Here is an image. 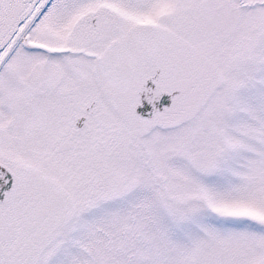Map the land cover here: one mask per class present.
<instances>
[{
    "label": "snow or ice",
    "instance_id": "snow-or-ice-1",
    "mask_svg": "<svg viewBox=\"0 0 264 264\" xmlns=\"http://www.w3.org/2000/svg\"><path fill=\"white\" fill-rule=\"evenodd\" d=\"M0 264H264V0H0Z\"/></svg>",
    "mask_w": 264,
    "mask_h": 264
}]
</instances>
